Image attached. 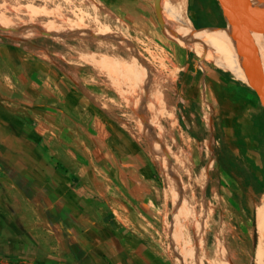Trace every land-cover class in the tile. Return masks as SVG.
<instances>
[{
  "label": "rangeland",
  "instance_id": "rangeland-1",
  "mask_svg": "<svg viewBox=\"0 0 264 264\" xmlns=\"http://www.w3.org/2000/svg\"><path fill=\"white\" fill-rule=\"evenodd\" d=\"M155 1L0 0V39L12 42L0 43V143L18 134L10 153L15 160L39 155L40 188L46 185L39 195H27L18 218L25 232L36 235L40 228V238L50 245L59 238L62 248L72 233L51 221L68 219L69 208L86 209L95 220L117 219V240L126 242L121 253L134 264H144L142 257L157 264H264V191L245 184L244 176L235 181L221 172L209 185L214 150L221 149L218 129H211L209 141H197L176 112L186 56L194 47L210 49L173 35L160 13L163 0L158 10ZM210 20L220 23L216 15ZM237 117L236 131L228 130L223 141L246 172L264 182L259 102L246 103ZM5 164L1 150L0 203L9 192L2 184ZM209 222L218 226L214 233Z\"/></svg>",
  "mask_w": 264,
  "mask_h": 264
},
{
  "label": "crops",
  "instance_id": "crops-1",
  "mask_svg": "<svg viewBox=\"0 0 264 264\" xmlns=\"http://www.w3.org/2000/svg\"><path fill=\"white\" fill-rule=\"evenodd\" d=\"M199 1H208L210 5L212 3V0ZM189 5L190 2L187 1L186 11L192 16L195 12L188 9ZM176 89L178 117L185 128L196 138H200V142L209 141L212 136L211 129L214 127L218 129L221 124L224 134L228 130H235L234 117L245 112L246 103L249 107L255 105L258 107L257 98L246 89L243 82L237 80L230 72L202 61L196 54L186 56L178 74ZM204 133L208 134L207 139L203 138ZM1 135L0 132V138ZM17 136L16 133L8 135L5 142L0 143V153L1 150L4 151L5 162L9 163L8 166L5 164V168L10 170L4 172L5 178L2 182L9 192L8 198H4L3 203H0L1 264L19 260L38 264H61L64 259L76 258L79 264H134L132 257L129 258L121 253L126 242L117 240L120 229L118 220L105 216L103 212L101 216L105 217L95 220L89 216V211L86 209L71 210L68 207L70 213L72 212L68 214V219L58 220L56 224L54 220L51 221L52 226H58V231L68 228L72 233L66 238V243L63 241V245L68 246L65 251L59 238L56 245H50L44 238H40V228L36 235L24 231L25 224L18 218L21 216L20 204L26 202L27 195L31 193L34 196L39 195L40 189L44 191L46 185L42 184L40 188V178H43V174L36 169L40 163L39 155L15 160L16 156L10 153V150H14L12 140L17 139ZM24 144L32 146L27 140H24ZM16 163H19V166ZM63 183L68 184L66 181ZM50 185L54 186V184ZM54 187L62 189L59 185ZM142 258L144 264H157L150 257Z\"/></svg>",
  "mask_w": 264,
  "mask_h": 264
},
{
  "label": "trees",
  "instance_id": "trees-1",
  "mask_svg": "<svg viewBox=\"0 0 264 264\" xmlns=\"http://www.w3.org/2000/svg\"><path fill=\"white\" fill-rule=\"evenodd\" d=\"M158 2H156V7L158 10ZM190 5L188 9L193 10L195 13L190 16V20L192 21L193 25L197 27V31L201 33L207 40L211 42H215L217 44L223 45L225 47L231 48L229 44V29L224 28L225 23L221 16V10L219 8V5L216 0H212L211 5L208 1H199V0H189ZM207 6H208V14H207ZM216 15V18L220 20V23L216 26H212L211 24V18H214ZM210 27H216V28H210ZM2 30H0L1 32ZM0 43L4 45H12V42L9 39L1 38ZM254 48L260 57L262 59V52L261 50L253 43ZM21 47V46H20ZM21 48H24L23 46ZM191 55V54H190ZM246 89L250 90L248 87ZM252 95L256 98L255 94L250 90ZM259 116V115H258ZM237 116L234 117L235 124L237 122ZM180 125L183 128L184 131L188 132V134L196 139L197 141H200V138H196L187 128H185L182 125V122L180 121ZM222 124L216 130V132H219V140L221 141V149H215V155L218 157L216 167L211 169L209 174V185L211 184V180L214 176L218 175L219 172L224 173L232 180L237 181L239 178H242L244 176L245 184L248 183L247 180H249L250 184L253 185L255 190H258L257 192L262 193L264 191V182L261 181L258 177L254 176L252 173L246 172V168L241 164L239 159L233 154L232 150L225 144L223 141L224 138V131H223ZM236 131V129L234 130ZM203 138L207 139L208 134L204 133ZM215 147V146H214ZM55 170L62 174H67V170L62 167L60 164H55L54 166ZM159 179L158 182L160 186L165 189V181L164 178L161 176L160 169H157ZM70 179L73 182H76V178H74L72 175H70ZM208 185V186H209ZM218 213L215 214L214 217L217 218ZM252 226L254 228L253 230V249L255 250L257 245V229H256V221H255V212H253L252 217ZM218 226L212 225L211 222L208 223V229L211 233H214L217 230Z\"/></svg>",
  "mask_w": 264,
  "mask_h": 264
},
{
  "label": "water",
  "instance_id": "water-1",
  "mask_svg": "<svg viewBox=\"0 0 264 264\" xmlns=\"http://www.w3.org/2000/svg\"><path fill=\"white\" fill-rule=\"evenodd\" d=\"M216 1L224 28L229 29V44L244 77L243 83L255 94L264 120V66L253 45L254 34L264 38V0ZM198 43L206 48L201 41Z\"/></svg>",
  "mask_w": 264,
  "mask_h": 264
},
{
  "label": "bare ground",
  "instance_id": "bare-ground-1",
  "mask_svg": "<svg viewBox=\"0 0 264 264\" xmlns=\"http://www.w3.org/2000/svg\"><path fill=\"white\" fill-rule=\"evenodd\" d=\"M160 13H162L164 20L173 26L174 31H175L174 32L175 34L173 35L177 34L178 35V36L176 35L177 37L181 36L183 39H187V41L188 40L201 41L207 48L210 49V51L208 50L206 53H203L201 47H194L192 50L195 52L197 56H202V58L208 59L216 67L230 72L235 78L244 82V77L242 75L237 59L232 52V49L225 47L223 45L211 42L205 39L203 36L199 37L198 31L193 28L191 22L186 16V0H168V1L163 0L162 6L160 8ZM253 42L257 43L258 47L263 52L262 63L264 66V38L259 35L254 34ZM122 71L125 72L124 70ZM118 91L122 96L123 92L121 88H118ZM174 183L176 182L174 181ZM222 248L223 246L219 247L218 245V249L224 250ZM220 253H224V252H220Z\"/></svg>",
  "mask_w": 264,
  "mask_h": 264
},
{
  "label": "flooded vegetation",
  "instance_id": "flooded-vegetation-1",
  "mask_svg": "<svg viewBox=\"0 0 264 264\" xmlns=\"http://www.w3.org/2000/svg\"><path fill=\"white\" fill-rule=\"evenodd\" d=\"M204 37V36H203ZM205 38V37H204ZM206 39V38H205ZM215 43V42H214Z\"/></svg>",
  "mask_w": 264,
  "mask_h": 264
}]
</instances>
